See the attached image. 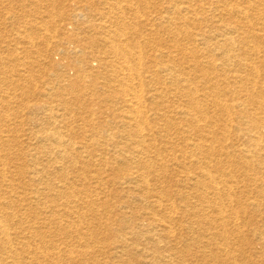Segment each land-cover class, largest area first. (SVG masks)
<instances>
[{
	"label": "rangeland",
	"instance_id": "1",
	"mask_svg": "<svg viewBox=\"0 0 264 264\" xmlns=\"http://www.w3.org/2000/svg\"><path fill=\"white\" fill-rule=\"evenodd\" d=\"M107 1L0 0V169L3 171L5 167L4 171H6L4 178L0 175L2 184L0 222L6 224L9 237L16 249L21 250L23 244L29 242L27 248L30 249L28 251L31 258H26L28 263L35 254H38V257L41 256L39 257L41 264H64L60 260L64 257L54 249L59 244L61 236L57 227L59 220L63 225H68V229H74L73 223L76 224V237L70 238L71 240L75 238L76 244L90 242L91 248L102 249L101 252L97 250L96 255L102 263L110 264L103 254L110 248L113 252L119 251L112 264H146L152 254L157 256L162 251L165 256L169 255V251L158 249L154 240L149 239L153 233L160 235L164 232L157 227L155 229L154 223L145 214L148 211L146 196L136 189L135 183L129 182L126 188H122L119 184L120 176L125 177L130 172L131 165L122 162L123 158L119 153L112 152L110 140L104 142L108 139L105 136L107 131L118 133L119 129L114 123L113 116L123 107L121 100L115 98L121 97L120 86L115 76L116 71L121 67L119 65L124 53L121 52L122 49L125 52L141 51L143 66L138 73L135 72V81L138 84L142 80L144 89L142 87L137 89L142 88V92L145 93L157 88L160 97L156 100L159 102L158 105L151 101L147 102L148 105L160 109L179 105L186 107L185 97L177 95V92L166 93L170 89L175 91L176 85L171 86L172 75L161 70V67L173 64L177 69L174 78L175 76L182 78L179 69L184 70V75L187 72L189 78H193L195 74L202 72V68L200 72H195L196 69L206 68L208 65L205 62L211 56L206 50L208 45L213 42L220 46L224 44L225 31L230 29L233 23H240L246 28V51L252 53L255 47L260 49L255 51V55L246 53L243 56L246 60L244 61L246 68L237 72L244 77V80L247 76L250 79L231 83L229 82L231 78L222 74L221 67L216 71L208 70L209 75H212V82L220 90V101L223 105L232 104L233 94L229 91L233 90L235 84L248 82L251 87L255 81H258L264 87V0H231L229 6H224L225 2L221 0L220 2L182 0L186 4L180 0ZM114 2H118V5L112 7L111 3ZM217 4L220 5L218 9ZM119 7L124 11H120ZM239 8L246 11L249 18L242 21L241 17L244 15L237 13ZM118 15H121L123 20L118 19ZM173 21H177L178 25H171L173 28H170L169 22ZM116 29L124 30L129 37L119 44L121 48L118 56L112 53L108 43V38L109 41L117 38ZM184 30L188 34L180 32ZM202 33L214 38L200 40L199 35ZM137 44L141 47H137ZM173 45L182 47L177 46L178 49H173L170 53L169 50ZM181 48H184V51H181ZM193 58L203 64L196 66L197 61ZM221 58L220 55V60ZM148 67H150L149 71H147ZM223 91L225 94H222ZM256 92L260 94L257 96L264 100V89ZM205 104L210 111L209 115L216 112L215 116L220 120V123L211 129L220 136L219 159L220 166L224 169V173L220 175L221 181L237 180L233 183L234 196L256 204L248 209L264 208V202L261 201L264 198L262 196L264 186L249 179L244 180L246 175L251 177L252 172H247L245 165L242 164L243 156L238 152L239 149L244 148L243 136L237 137L241 131L235 128L234 121H231L232 125H226L224 119L227 114L223 107L216 109L207 100ZM45 106L51 107L53 118L50 117ZM249 108L256 112L253 106ZM262 112L259 116L264 118V109ZM172 117L178 119L176 115ZM149 120L151 129L156 132L155 142L161 151V156L152 155L153 159H158L154 167L147 170L145 175L156 190L161 192L165 189L164 191L173 194L168 204L174 203L178 208L183 209L186 204L195 203L197 200L189 194L194 191L204 193V190L186 183V172L197 169L195 164L188 163L185 156L189 154L183 156L179 151L181 147H187L186 138L194 140L198 138L199 141H203L206 137L209 140L211 134L208 135L207 131L203 132L204 135L196 132L197 125L189 124V128L186 126L181 129L176 123L172 133L178 126L179 133L166 137L165 120L156 116H150ZM53 132H57L65 141L67 140L68 148L76 149L77 153L74 154L71 163L65 162L61 159V155L53 152H49L50 155L48 151L32 155L36 148L57 149L58 144L53 141L51 134ZM119 139H122V136L115 138V141L120 142ZM104 151L106 152L101 153ZM35 157L37 160L32 162ZM248 158L252 163L264 160L263 156L258 159L253 153H248ZM177 161L186 162L187 168L178 167ZM224 163L228 165H222ZM50 164L52 168L45 171L44 177H47L48 172V177L53 179L58 189L63 191L65 188L72 192V197L64 195L61 199L56 197L52 199L53 202L49 201L45 197L47 192L45 182L29 183L24 188L5 187L10 178L13 179L12 182L23 178L29 179L31 177L29 169H33L34 166L46 167ZM22 170H25L24 174ZM62 173L68 175L69 179L59 182L58 176ZM229 176H233L234 179H230ZM259 176L264 177V173H260ZM49 193L53 194L52 191ZM73 195L84 198L85 201L79 208L80 213L84 212L85 215L81 221L73 213L78 207L63 206L59 210L54 207V203L65 204L68 199L74 198ZM199 209L201 211L197 215L209 211L205 208ZM190 217L195 218L194 215ZM184 219L179 218L176 222L187 225L190 221ZM240 222L244 223L243 234L241 237L230 238L231 245L235 246L230 254L224 252L226 255L224 253L220 255L219 252L213 260L207 252L205 261L199 256L196 258L197 262L193 261V264H264V250L262 251L264 239L259 236L258 230H254L256 225L264 228L262 218L256 217L253 222L240 219ZM79 233H85L87 236L79 238ZM176 233L181 238L177 240L172 237L171 242L174 246L185 239L192 250L196 251V233L187 234L183 233V230L178 232V228ZM3 237L1 231L0 248L4 250ZM122 237L133 249L122 250L120 247L114 249L116 245H121L119 240ZM41 241L45 242L41 243ZM40 245L39 252L46 250L45 254L37 253ZM178 249V257L171 264H183L180 258L184 257L187 248L182 250L180 245ZM91 261L87 264H93ZM163 262L169 264L167 259Z\"/></svg>",
	"mask_w": 264,
	"mask_h": 264
},
{
	"label": "bare ground",
	"instance_id": "2",
	"mask_svg": "<svg viewBox=\"0 0 264 264\" xmlns=\"http://www.w3.org/2000/svg\"><path fill=\"white\" fill-rule=\"evenodd\" d=\"M221 1L225 2L224 6H229V3H231V0ZM180 2L186 4V2L182 0H180ZM218 2H220V0H218ZM112 5H118V2L111 3V6ZM219 7L220 5L216 6L217 9ZM135 8L138 11V8ZM120 9V11L123 10L122 8ZM237 13H242L245 16L241 17L242 21L246 18H249L247 12L242 11L240 8L238 9ZM118 19L123 20L121 15H118ZM169 24L170 28H173L171 27V25H178L177 21L169 22ZM233 24L234 25H232L230 29L225 31L226 36L224 41L225 43L222 44L223 46H220V44L214 42L208 45V48L206 50L211 54V56H209L205 60L206 64H208L206 68L199 67V70L196 69L195 72H200L202 70L200 74H195L193 78H189V74H187V72L186 75H184V70L179 69V73L182 75V78L179 76H175L176 78H174V73L177 72L175 65L168 64L164 67H161V70L167 71L170 75H172L173 83L171 86L173 87L176 85L175 91H172L170 89L169 91H166V93L177 92V95L185 97L186 103L184 105L186 107H182L179 105L160 109L157 106L148 105V101H151V103H155L156 105H158L159 102L156 100L160 97L157 94V88L145 91L144 93L142 92V90L144 89L143 81L141 80V82H139L138 84L135 81V72L138 73L139 69L143 66V62L141 60L142 56L140 54L141 51L139 50L138 52H125L124 49H122L121 51L122 53L124 52L121 57V65H119L121 67L116 71L115 76V78H117L116 81L119 83L120 86L121 97L115 98H118V101L121 100L120 102L123 104L124 108L122 107V109L118 111V113H115V115L113 116L114 123L119 128L118 133H112L107 131L105 136H107L108 139H106L104 142L110 140L112 142L113 147L112 152L119 153L122 156L121 158H123L122 162H126L131 165V170L126 174L125 177L119 175L121 177L119 180V184L122 186V188H126L127 185H129V182L135 183L137 185L136 189H138L139 192L143 193L146 196L145 198L148 202V211L145 212V214L149 217L150 220H152L155 229L159 228L162 232H164L160 235H156L155 233H153L152 237H149V239L154 240V243L158 245V249L164 250V252L169 251V255L165 256L162 251L159 252L157 256L155 254H152L153 256H147L149 258L145 262L146 264H159L157 261L162 264H166L163 262L166 259L167 263L171 264L172 261L176 260V257H178V248L180 245L182 250L187 248L184 252V257L180 258L183 264H193V261L197 262L196 258H199V256L203 258H200L202 261H205V256H207V252H209L208 254L214 260L217 256V253L220 252V255H222L224 252L230 254L231 250H234L233 247L235 246L231 245L230 238L232 236H242V227H244V223L240 222V219L245 222H253L256 217H261L262 221L264 222V208H254L253 210H250L248 209V207H254L256 204L254 205V203L252 202L234 196L233 183H236L237 180L228 181L227 179H224L223 181H221L220 175L224 173V169H222V167L220 166L219 159L220 136L211 129L214 125H218L220 123V120L217 116H215L217 115L216 112L209 115L210 111L207 105L205 104L207 100L209 104H212L216 109H219V107H223L227 114L224 119L226 125L229 126V124H231V121L235 122V128L241 131L240 134H237V137L243 136L242 146L244 148L238 150L239 154L241 153V155L243 156L242 164L245 165V169L247 170V172H252V176L249 177L246 175V177H244V180L249 179V181L255 182L257 184H262L261 186H264V177L259 176L260 173H264V160L258 161L257 163H252L250 160H248V153H253V155L258 157V159H260L262 156L264 157V118L259 116V114L263 113L262 109H264V100L261 99V97H258L257 95L259 93L256 92L259 89H264V87L260 85L258 81H255V83H253L251 87L249 85L250 83L248 82L235 84V86L232 88L233 90L229 91L233 94L231 99L232 104L223 105V102L220 101V90H218L217 85L212 82V75H209L208 72V70L216 71L221 67V72H223L222 74L228 75L231 78L232 81L230 80L229 82L233 83L234 81V83H237L244 80V77H241L237 72L241 69L246 68V63L244 62L246 60L243 56H245L246 53H250V51H246V28L240 23ZM180 32L188 34L186 30ZM116 36L117 38L113 41H109L110 38H108V43L110 44L111 51H113L112 53H115L118 56V54L120 53L119 48H121L119 44H122L124 41H126L125 38L128 40L129 37L127 36V32L120 29L117 30ZM199 36L200 40L214 38L212 36H207L204 33ZM240 40L241 42L239 43ZM177 46L182 47L180 45H173L172 49H170L169 52L171 53L173 52V49H178ZM137 47H141V45L137 44ZM180 50L184 51V48H181ZM256 50H258L257 47L254 48L253 52L250 53V55H255ZM220 55L222 57L221 60ZM193 60L197 61L196 66H200L203 64V62H201L202 64L200 63V60L198 61L194 58ZM149 69L150 67H148L147 71H149ZM249 79L250 78L247 76L245 80ZM140 87H142L143 89H137ZM248 88L253 89L247 90ZM222 94H225V91H223ZM110 100L112 101V99ZM100 103H102V101ZM249 106H253V109H255L256 112H253L252 108L250 109ZM44 108L48 109L47 112H49L50 117L53 118L54 114L53 111L50 110L51 107L45 106ZM164 109L166 110L164 111ZM174 115H176L178 119H176V117H172ZM57 116L58 115H56V117ZM150 116H156V118L165 120L166 125L164 127V131L167 132L166 137H172L174 134L179 133V126L176 130H174V133H172V128L176 123L180 125L181 129H184L186 126L189 128V124L197 125L198 128H195L196 132L200 133L201 135H204L203 132L207 131L209 133L208 135L211 134L209 136V140L206 137V139L203 141H199L200 139L198 140V138L197 140H194L193 138H186L185 140H188L186 144L187 147H181V151H179L182 152L183 156L189 154V156H185L188 160V163L190 162L191 164H195L197 169L193 172H186V183L191 185V187H196L200 190H204V193L200 191H194L193 193L189 194L192 198H196L197 200L195 201V203L186 204L183 209L178 208V206L174 203L168 204L167 202L172 199L173 194L170 191H164L165 189H162L161 192L160 190H156L154 185L150 183L148 177L145 175V172L147 170L154 167L158 159H153L152 155L155 154L156 156H161V151L158 149V146L156 144L157 142H155L156 132L155 130L151 129V122L149 120ZM51 134H53V141L58 144L57 149L44 148L42 150L36 148L32 155H38L46 151H48V154L49 152H53L58 154L59 156L61 155V159L65 160V162L69 161L71 163L74 159V154L77 153L76 149H70V147L68 148V146H66V144H69L67 143V140L65 141L57 132H53ZM120 136H122V139H119L120 142H116L115 138ZM99 144L102 145V143ZM105 152L106 151L101 153ZM199 155L201 156L198 157ZM36 160L37 158L35 157L32 162H35ZM185 163L186 162L183 161H177L176 165L178 167H184L186 169L188 165H186ZM225 164L228 165L227 163H224L222 165ZM49 168H52V164L46 167L43 166L41 168L34 166L33 169H29L30 172L27 171V173H31V177L29 179L23 178L19 179V181L16 180L12 182L13 179L10 178L9 182L5 184V187H11L12 189L13 187L24 188L29 183L43 184L45 182L47 184V192L45 194V197L49 199V201L53 202L52 199L56 197L61 199L62 197H64V195H69L70 197H72V192L65 190V188L63 189V191L58 189V186L55 185L53 179L48 177V172L46 174L47 177H44V174L46 173L45 171ZM4 170L2 171L0 169V175H2V178H4V172H6ZM24 173L25 170H22V174ZM233 176H229V178L231 179L233 178ZM68 179L69 176L63 173L58 176L59 182L67 181ZM1 186L2 184L0 182V187ZM207 188L209 189V191H207ZM50 191H52L53 194L49 193ZM262 196L264 197V194H262ZM261 201L263 203L264 198ZM82 202H85L84 198L74 196L73 199H68L65 204H61L60 202L55 205L54 203V207L56 206L58 210L61 209L63 206L67 208L78 207L75 208L73 213L76 214V218L81 221V219H83L85 216L84 212H82L83 214H81L79 211ZM199 208H205L209 211L208 213L203 212L197 215V213L201 211V209ZM70 215L73 216L72 214ZM191 215H194L195 218L190 217ZM67 217H69V214H67ZM179 218H185L184 220L190 222L187 225H184L180 222H176L179 220ZM57 222L58 231L60 232L61 236L59 244L56 245L54 249L61 256L64 257L60 258L61 262H63L64 264H87L88 261L92 260L91 262H93V264H107L102 263L101 260H98L96 257V255L98 254L97 252H101L102 249L98 250L95 248H91L89 245L90 242H87V244H76L75 238L74 240L70 239L72 236L76 237L77 226H75V223H73L74 229H68L69 226L63 225L61 220ZM0 223V230L2 231V234L4 236L3 238L5 250L4 251L2 248H0V264H41V256H39V258L37 256L38 254H35V256L32 257V261H29L28 263L27 259L31 258L29 256L30 251H28L30 249L27 248V243L29 242L24 243L21 250L16 249L14 247L15 245H13L9 237L8 228L6 224H4V222ZM177 228L178 232L180 230H183V233L187 234L196 233L197 238L195 242L197 244V249L195 252L189 246V242L185 239H182L180 244L177 243L176 246L173 245L174 243L171 242L172 237H175L177 240L181 238L178 236V233H176ZM254 230H258L259 236L264 239V228L259 225H256ZM79 236V238H83L87 235L85 233H79ZM44 242L41 241V243ZM119 242L121 243V245H116L114 249H117L118 247H120L122 250L124 248H128L130 250L133 249V247L129 246L128 242L123 237L119 240ZM40 247L41 245L38 246L37 253L39 252ZM111 250L112 248H110V250H108L107 252L105 251V253L102 252L106 255V258L109 260L108 263L110 264H112L111 262L116 258L115 256L117 252H119L118 250L117 252H113ZM263 250L264 244H262V251ZM40 252L45 254L46 250ZM39 259L41 262L39 261Z\"/></svg>",
	"mask_w": 264,
	"mask_h": 264
}]
</instances>
